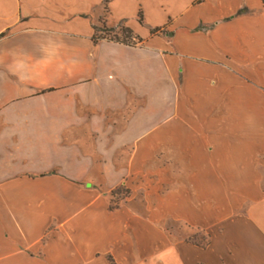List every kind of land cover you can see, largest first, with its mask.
<instances>
[{
	"label": "crops",
	"instance_id": "1",
	"mask_svg": "<svg viewBox=\"0 0 264 264\" xmlns=\"http://www.w3.org/2000/svg\"><path fill=\"white\" fill-rule=\"evenodd\" d=\"M120 23L142 42L94 41ZM145 149L185 167L172 193H235L162 264H264V0H0V264L87 261L99 166Z\"/></svg>",
	"mask_w": 264,
	"mask_h": 264
},
{
	"label": "rangeland",
	"instance_id": "2",
	"mask_svg": "<svg viewBox=\"0 0 264 264\" xmlns=\"http://www.w3.org/2000/svg\"><path fill=\"white\" fill-rule=\"evenodd\" d=\"M124 26L117 25L115 33L109 36L123 38L121 30ZM112 153L119 156L118 161L130 158L132 154L135 157L132 161H138L137 150ZM140 156L141 164L99 166V180L91 182L97 189L99 207L97 217L92 220L97 237L88 239H95L97 246L90 251L87 261L76 264H162L159 255L169 253L175 245L205 247L209 244L210 230L187 222L191 206L207 207L209 213H201L200 221L218 223L229 216L220 215L218 200L222 198L226 206L234 205L235 193L205 196L202 193H172L177 186L191 184L187 181L185 167L172 164L175 159H171L169 150L145 149L140 151ZM81 184L86 188V182ZM217 185L224 189L227 186L219 182ZM57 226L58 223H53L45 243L52 239ZM108 234L113 237L111 244H107L111 241Z\"/></svg>",
	"mask_w": 264,
	"mask_h": 264
},
{
	"label": "trees",
	"instance_id": "3",
	"mask_svg": "<svg viewBox=\"0 0 264 264\" xmlns=\"http://www.w3.org/2000/svg\"><path fill=\"white\" fill-rule=\"evenodd\" d=\"M109 0H106V3H108ZM122 24V23H120ZM124 25V24H123ZM97 33L95 34L94 36V41L95 42H99L101 40H104V39H107L109 41H113V42H116V43H121V44H125V45H128V46H136L138 44H140L142 42V39L135 36L133 31L131 29H129L128 27L124 26L122 28V36L123 38H120V37H111L109 36L110 34L112 33H115L116 29L115 28H106L105 26L100 28V29H97L96 30ZM105 34V35H99V34Z\"/></svg>",
	"mask_w": 264,
	"mask_h": 264
}]
</instances>
